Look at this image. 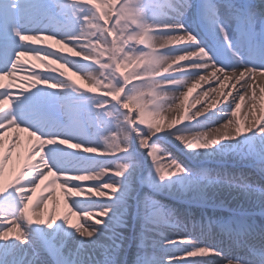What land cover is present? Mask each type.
<instances>
[{
	"label": "snow or ice",
	"instance_id": "1",
	"mask_svg": "<svg viewBox=\"0 0 264 264\" xmlns=\"http://www.w3.org/2000/svg\"><path fill=\"white\" fill-rule=\"evenodd\" d=\"M0 264H264V0H0Z\"/></svg>",
	"mask_w": 264,
	"mask_h": 264
},
{
	"label": "bare ground",
	"instance_id": "2",
	"mask_svg": "<svg viewBox=\"0 0 264 264\" xmlns=\"http://www.w3.org/2000/svg\"><path fill=\"white\" fill-rule=\"evenodd\" d=\"M71 75V73H69ZM74 79H76L79 83L81 84H84L85 82L83 80H81L79 77H73ZM86 87L88 85H85ZM206 87V86H205ZM196 91H199V89H197ZM192 95H195V93H193ZM191 98V97H190ZM203 103V101H202ZM197 107H199V105H197ZM242 112H243V109L240 111V113H238V115H241L242 116ZM21 153H23V149H20L19 150ZM22 159V156L21 157H18L16 155V153L14 152L13 154V161H15L17 163V165L19 164L20 160ZM12 176V168L11 166H6V169H5V179H10ZM39 192V190H38ZM57 196L60 198V204L59 206L57 207V212L58 213H63L64 211H66V207L63 203V195L62 193L60 192L59 188L57 187ZM52 205H51V202H49V208H51ZM74 219V218H73Z\"/></svg>",
	"mask_w": 264,
	"mask_h": 264
}]
</instances>
